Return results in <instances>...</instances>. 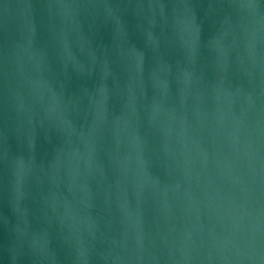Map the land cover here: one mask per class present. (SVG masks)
Returning a JSON list of instances; mask_svg holds the SVG:
<instances>
[{
    "label": "water",
    "instance_id": "obj_1",
    "mask_svg": "<svg viewBox=\"0 0 264 264\" xmlns=\"http://www.w3.org/2000/svg\"><path fill=\"white\" fill-rule=\"evenodd\" d=\"M0 264H264V0H0Z\"/></svg>",
    "mask_w": 264,
    "mask_h": 264
}]
</instances>
